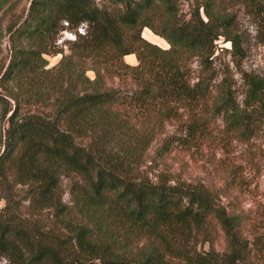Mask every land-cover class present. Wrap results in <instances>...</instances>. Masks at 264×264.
<instances>
[{"label":"trees","instance_id":"16d2710c","mask_svg":"<svg viewBox=\"0 0 264 264\" xmlns=\"http://www.w3.org/2000/svg\"><path fill=\"white\" fill-rule=\"evenodd\" d=\"M107 1L28 0L5 31L0 23V256L7 264H264V203L252 212L223 202L224 188L145 169L154 142L161 156L175 141L207 140L217 118L222 137L247 141L264 120V81L242 72L238 102L231 72L218 79L214 67L220 37L238 61L245 55L233 0H193L187 19L179 0ZM81 23L85 32L63 53L58 33ZM145 27L168 47L144 38ZM58 53L48 66L45 55ZM170 123L179 136L166 132ZM13 183L27 187L33 211H50L49 225L3 213Z\"/></svg>","mask_w":264,"mask_h":264},{"label":"rangeland","instance_id":"374dc122","mask_svg":"<svg viewBox=\"0 0 264 264\" xmlns=\"http://www.w3.org/2000/svg\"><path fill=\"white\" fill-rule=\"evenodd\" d=\"M99 5L107 4V0H95ZM11 5L3 13L0 23L2 29L8 23L19 19L28 6V0H9ZM5 5V6H6ZM193 6V0H179V13L188 18ZM231 9L235 12V31L239 34L245 55L238 61L230 52V43L222 37L217 40L218 49L215 53L214 67L218 72V79L223 76L221 70L228 68L234 81L237 101L241 102L245 84L242 72L257 75L264 81V0L258 3L244 4L232 2ZM66 26V25H65ZM85 32V24L77 27H64L57 35L56 46L63 53H69L71 42ZM149 35V37L147 36ZM141 35L147 40L168 47L167 42L154 34L149 28L142 29ZM8 35L3 39L4 55L8 52ZM61 53L45 55L48 66L59 61ZM126 62L136 63V59H124ZM239 62V63H238ZM194 67L196 64L193 65ZM92 76V72H88ZM256 129L249 138L244 141L228 134L222 137L223 122L217 118L210 137L203 141L195 142L188 139L175 141L173 149L164 155H159L157 147L159 142H154L149 151L146 162V171L154 178L159 172H167L172 179H183L204 182L211 188H224L228 197H222L223 202L231 200V204L237 203L244 209L255 211L257 206L264 203V120L256 121ZM169 134L180 135L172 123L166 127ZM223 138V139H222ZM63 201L70 203L68 194V179L61 178ZM12 202L3 213L15 212L28 220L46 227L51 223V214L47 209L33 211L30 207L27 187L13 183L11 186ZM5 201L0 199V208H4ZM206 247V245H205ZM214 247L221 249L223 241L219 238ZM0 264H7L4 257L0 256Z\"/></svg>","mask_w":264,"mask_h":264},{"label":"crops","instance_id":"0c3cea01","mask_svg":"<svg viewBox=\"0 0 264 264\" xmlns=\"http://www.w3.org/2000/svg\"><path fill=\"white\" fill-rule=\"evenodd\" d=\"M132 56H134L135 57V55L134 54H128V55H125L124 56V59H131L132 58ZM136 59V58H135ZM126 61V60H125ZM130 64H134V62H132V61H130L129 62Z\"/></svg>","mask_w":264,"mask_h":264},{"label":"bare ground","instance_id":"6f19581e","mask_svg":"<svg viewBox=\"0 0 264 264\" xmlns=\"http://www.w3.org/2000/svg\"><path fill=\"white\" fill-rule=\"evenodd\" d=\"M147 36L149 37V35L147 34Z\"/></svg>","mask_w":264,"mask_h":264},{"label":"built area","instance_id":"2783aa9c","mask_svg":"<svg viewBox=\"0 0 264 264\" xmlns=\"http://www.w3.org/2000/svg\"><path fill=\"white\" fill-rule=\"evenodd\" d=\"M65 24L67 23V22H64Z\"/></svg>","mask_w":264,"mask_h":264}]
</instances>
